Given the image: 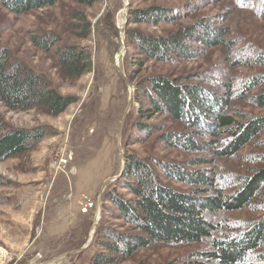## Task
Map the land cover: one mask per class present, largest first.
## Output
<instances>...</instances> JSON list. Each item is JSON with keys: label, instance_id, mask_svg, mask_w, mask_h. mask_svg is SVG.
<instances>
[{"label": "rangeland", "instance_id": "1", "mask_svg": "<svg viewBox=\"0 0 264 264\" xmlns=\"http://www.w3.org/2000/svg\"><path fill=\"white\" fill-rule=\"evenodd\" d=\"M157 5L176 12L160 21L132 22V10ZM202 21L219 29V44L201 46L193 59L137 64L140 54L129 34L131 29L168 36ZM46 35L57 40L51 50L34 42ZM68 45L85 50L93 63L90 71L70 75L60 66L58 50ZM0 47L10 51L13 61H24L45 74L60 93L76 98L57 115L43 107L10 110L0 101V120L6 124L0 136L10 130L47 131L26 151L0 160V245L10 252V258L0 264H96L93 258L102 249L97 241L102 220L106 228L129 229L123 220L104 211V192L93 244L77 251L89 242L104 182L126 167L120 142L125 156L134 154L182 163L193 170L207 169L221 180L220 186H230L227 192L239 187L237 178L252 175L264 165V132L231 157L216 156L213 148L196 152L165 146L158 135L183 130L184 126L163 114L140 117L141 103L136 97L139 84L163 75L229 96L227 113L240 121L263 116L264 109L248 98L260 88L246 94L244 89L252 77L264 74V62L255 59L264 54V0H101L91 6L61 0L21 14L0 4ZM116 57L135 88L123 129L130 88L116 68ZM138 121L152 127L148 132L137 129ZM196 157L207 162L192 166ZM165 182L185 192L194 188L174 180ZM114 186L126 192L122 184ZM263 199L264 193L248 208L208 212V220L222 226L200 243L153 244L119 264H218L201 253L229 228H241L264 215ZM108 206L115 212L114 204L109 202Z\"/></svg>", "mask_w": 264, "mask_h": 264}, {"label": "trees", "instance_id": "2", "mask_svg": "<svg viewBox=\"0 0 264 264\" xmlns=\"http://www.w3.org/2000/svg\"><path fill=\"white\" fill-rule=\"evenodd\" d=\"M59 1L0 0V4L21 14ZM74 1L91 6L101 0ZM175 12L157 5L134 9L131 16L132 22H152ZM129 34L139 49L136 62L140 66L148 60L193 59L199 55L201 46L211 47L221 42L219 29L206 21L180 28L168 36L146 35L139 29H131ZM34 40L45 50H51L57 42L51 35ZM58 54L60 66L70 75H81L92 69L93 63L85 50L74 45L58 50ZM255 59L264 62V54ZM255 88L260 90L248 98L264 109V74L252 77L245 84L244 94ZM136 97L141 103L140 117L163 114L184 126L183 130L158 135L168 147L196 152L213 148L216 156L231 157L264 132V115L240 121L227 113L229 96L222 97L200 84L186 83L179 78L152 76L137 86ZM0 101L10 110L43 107L48 113L57 115L76 102V98L60 93L45 74L35 71L24 61H13L10 51L0 47ZM5 126L0 120V132ZM136 127L148 132L152 125L138 121ZM157 130L161 129L157 127ZM46 133L44 128L5 132L0 136V160L26 151ZM200 136L210 139L199 140ZM125 160L124 171L104 193V211L123 220L129 229L125 232L117 227L106 228L102 220L97 233L102 249L93 258L96 264H119L139 249L153 244L200 243L222 226L208 220V212L248 208L256 196L264 193V165L252 175L237 178L235 184H240L239 187L227 192L230 186H220L217 175L207 169L193 170L182 163L134 154L126 155ZM191 162L192 166H201L207 161L196 157ZM165 179L194 188L181 191L167 184ZM116 183L122 184L126 192H119L114 186ZM109 202L115 205V212L108 206ZM201 255L218 264H264V215L241 228H229L228 233L215 237L211 248Z\"/></svg>", "mask_w": 264, "mask_h": 264}, {"label": "water", "instance_id": "3", "mask_svg": "<svg viewBox=\"0 0 264 264\" xmlns=\"http://www.w3.org/2000/svg\"><path fill=\"white\" fill-rule=\"evenodd\" d=\"M105 13H106V10L102 14V16H104ZM118 57H116V59H115L116 68H117L118 72L120 73V75L125 79L126 83L129 85V88H130L129 104H128V107H127L126 112L124 114L123 125H122V129H123L126 117L129 114V112H130V108H131V105H132L133 97H134V94H135V88H134V86L131 85L128 76L126 75V73L120 67V58H118ZM119 146H120V152H121V156H122V159L124 161V166H125V153L123 151L121 142L119 143ZM120 175H121V173L118 174V175L112 176V177L106 179V181L104 182V185H103V188H102V192H101V196L99 198V203H98V215H97V217L95 219L94 229L91 232V236H90L89 242L85 246H83L80 249H78L77 251L82 252V251L86 250L88 247H90L93 244V241H94V238H95V234H96V230H97V227H98V224H99V221H100V217H101L100 215H101L102 204H103V202H102L103 193L105 192L107 186L111 182L117 180ZM49 263H51V261L44 262V263H41V264H49Z\"/></svg>", "mask_w": 264, "mask_h": 264}, {"label": "built area", "instance_id": "4", "mask_svg": "<svg viewBox=\"0 0 264 264\" xmlns=\"http://www.w3.org/2000/svg\"><path fill=\"white\" fill-rule=\"evenodd\" d=\"M10 258V252L8 248L0 245V263H3Z\"/></svg>", "mask_w": 264, "mask_h": 264}, {"label": "bare ground", "instance_id": "5", "mask_svg": "<svg viewBox=\"0 0 264 264\" xmlns=\"http://www.w3.org/2000/svg\"><path fill=\"white\" fill-rule=\"evenodd\" d=\"M122 53H123V52H120V53H119V56H121V55H122Z\"/></svg>", "mask_w": 264, "mask_h": 264}]
</instances>
